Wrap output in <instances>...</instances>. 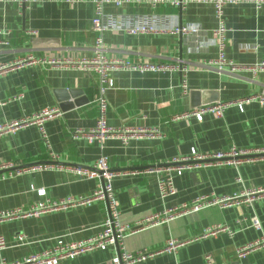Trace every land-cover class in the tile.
Masks as SVG:
<instances>
[{
	"label": "crops",
	"instance_id": "obj_1",
	"mask_svg": "<svg viewBox=\"0 0 264 264\" xmlns=\"http://www.w3.org/2000/svg\"><path fill=\"white\" fill-rule=\"evenodd\" d=\"M104 14L108 29L102 36L107 58L180 63L184 69L111 72L113 86L106 92L108 126L120 131L156 129L158 133L141 134L126 143L108 138L101 146L81 134L73 135L78 129L90 131L97 116V76L67 61L93 54L91 1L31 0L20 7L12 0H0V65L27 54L58 61L0 70V123L29 118L43 108L59 110L43 123L46 141L34 123L0 135V163L22 166L53 161L61 165L0 178V210L92 193L99 180L79 179L70 168L90 166L100 155L107 157L116 173L112 188L124 223L132 224L201 195L222 196L244 187H264V158L184 171L173 177L175 193L164 198L158 196L156 174L149 170L173 157L188 155L192 148L199 152L230 146L264 149V104L256 98L244 103L241 110L228 106L220 117L205 113L201 120L174 118L195 106L260 94L264 69L253 75L248 67L264 61V2L256 6L246 0L223 7L228 29L225 52L236 65L232 73L207 65L217 52L211 41L217 22L210 3L189 1L183 8L169 3L155 7L147 2L108 4ZM151 22L166 28L195 25L201 32L186 36L170 31L129 33L124 29ZM63 104L68 105L65 110L60 106ZM50 154L55 158L50 160ZM38 189H44V194ZM104 208L102 201H94L0 222V235L6 242L0 258L21 259L47 249L60 236L76 240L92 235L100 229ZM252 218L259 221V230L250 225ZM214 225L227 226L233 233L219 230L202 234L203 229ZM262 233L264 195L250 203L211 206L135 231L124 239V247L131 252L144 247L160 250L171 237L184 242L172 252H158L136 264H205L206 254H211L216 264H264V244L253 245L242 259L235 256L236 247L253 244ZM17 235H23V241H18ZM110 258L109 250H94L59 264H110Z\"/></svg>",
	"mask_w": 264,
	"mask_h": 264
},
{
	"label": "built area",
	"instance_id": "obj_2",
	"mask_svg": "<svg viewBox=\"0 0 264 264\" xmlns=\"http://www.w3.org/2000/svg\"><path fill=\"white\" fill-rule=\"evenodd\" d=\"M23 7L31 0H12ZM65 2H75L80 0H61ZM93 4L94 16L91 21V31L93 33L92 56L89 58H82L76 62L67 60L70 63L77 64L87 72H93L97 76V96L94 99V104L97 110V116L94 127L90 131L75 130L73 135L81 134L88 139V141L102 142L108 138H118L122 143H126L129 139L137 137L141 134L156 135V129L148 130H116L108 126L106 122V114L108 110V103L106 92L113 86V79L111 72L115 69L138 70V71H159L168 68H177L183 71L180 63L176 65L154 64V63H135L123 59H109L106 57V49L103 42V32L108 29V24L105 21L104 7L108 4L120 6L124 3L130 2H147L151 7H155L161 3H169L170 5L183 8L189 1H196L200 3H210L213 6L214 17L216 19V26L211 31L212 43L216 46L217 52L215 57L207 61V65L213 67L218 72L232 73L236 70V65L227 57L225 52L227 27L223 17V7L227 4H236L246 0H89ZM256 6H260L264 0H251ZM125 31L129 33H160L170 31L179 35H196L201 30L195 25H176L172 27H161L155 22L140 24L135 23L124 27ZM58 61L54 59L45 60L40 57H35L32 54H27L21 58L14 60L6 65H0V70L18 67L31 63H45L54 64ZM253 75H256L264 69V61L248 67ZM182 88L185 89L184 79L181 82ZM252 98H256L260 103L264 104V96L256 94L252 97H246L238 101H217L211 104L199 105L192 107L190 110L181 114L175 115L174 118L194 117L201 120L205 113H210L214 116H222L224 110L230 106L235 105L238 109H242L243 104L249 102ZM59 114L58 109L43 108L40 111L32 114L29 118H20L5 123H0V135L13 131L16 128L34 123L41 134V137L46 141L44 125L46 119ZM47 144V142H46ZM264 154V149H238L230 146L225 150L220 151H206L199 152L192 148L188 155L173 157L167 162L150 167L149 170L156 174L157 192L160 198L175 193L173 184V177L182 174L184 171H189L197 168L208 167L214 164L222 165H237L242 161L252 160L256 158H264L256 156ZM51 159L55 156L50 154ZM61 165L53 162H39L31 163L22 166H14L9 163H0V178L13 177L22 172H32L42 169H50L60 167ZM72 172L77 175L79 179H97L99 180L96 189L86 195L66 196L58 200L46 199L30 205L29 207H17L12 209L0 210V222L23 218L28 216L38 215L40 213L66 209L76 205H88L94 201H102L104 203V217L100 223V229L87 237L66 240L62 236L57 237L54 243L47 249L36 253L23 256L21 259L15 261H6L5 258H0V264H59L64 259H72L77 255L91 252L94 250H109L111 253L110 264H136L153 257L158 252H172L184 241L174 238L166 239L165 245L162 249H148L141 248L136 251H127L124 247V239L134 233L135 231L145 228L153 227L162 223L169 222L178 217L187 215L189 213L197 212L201 209L216 206L218 208H226L231 205H238L241 203H250L254 198L264 195V187H244L239 192H234L229 195H215L209 193L193 198L189 202H184L179 205L165 207L162 211L152 213L146 217H142L131 223H124L120 219V211L118 209L117 201L115 200L112 178L116 173L110 168L108 159L104 155H100L90 166L76 165L70 168ZM238 180V179H237ZM40 195H43L45 190L38 189ZM240 223V220H238ZM250 225L255 229H260V223L257 219L252 218ZM223 230L229 235L232 231L227 226L214 225L203 229L202 234L208 232H215ZM18 241H23V235L16 236ZM256 244H264V233L258 239L254 240L253 244H245L235 248V256L237 259L245 257L248 250ZM6 248V242L0 235V250ZM205 264H216L211 254L204 255Z\"/></svg>",
	"mask_w": 264,
	"mask_h": 264
},
{
	"label": "water",
	"instance_id": "obj_3",
	"mask_svg": "<svg viewBox=\"0 0 264 264\" xmlns=\"http://www.w3.org/2000/svg\"><path fill=\"white\" fill-rule=\"evenodd\" d=\"M260 94H262L264 96V86L262 88H260L259 90ZM74 93H76V91H71V94L74 95ZM79 100L76 101V103H78ZM62 110H65L67 108V104H63V105H60ZM264 154H259V155H256V156H262Z\"/></svg>",
	"mask_w": 264,
	"mask_h": 264
}]
</instances>
